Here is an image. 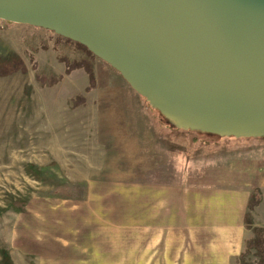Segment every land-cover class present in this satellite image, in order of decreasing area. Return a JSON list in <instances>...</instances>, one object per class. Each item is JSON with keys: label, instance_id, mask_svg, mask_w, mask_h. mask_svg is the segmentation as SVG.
<instances>
[{"label": "rangeland", "instance_id": "374dc122", "mask_svg": "<svg viewBox=\"0 0 264 264\" xmlns=\"http://www.w3.org/2000/svg\"><path fill=\"white\" fill-rule=\"evenodd\" d=\"M13 59L0 74V264H173L150 202L138 210L160 186L248 190L231 264L261 260L249 242L264 228V136L182 128L78 42L0 19V61Z\"/></svg>", "mask_w": 264, "mask_h": 264}, {"label": "water", "instance_id": "95a60500", "mask_svg": "<svg viewBox=\"0 0 264 264\" xmlns=\"http://www.w3.org/2000/svg\"><path fill=\"white\" fill-rule=\"evenodd\" d=\"M0 19L82 44L182 128L264 136V0H0Z\"/></svg>", "mask_w": 264, "mask_h": 264}, {"label": "crops", "instance_id": "0c3cea01", "mask_svg": "<svg viewBox=\"0 0 264 264\" xmlns=\"http://www.w3.org/2000/svg\"><path fill=\"white\" fill-rule=\"evenodd\" d=\"M144 195L138 210L150 202L169 263L231 264L244 252L248 190L160 186Z\"/></svg>", "mask_w": 264, "mask_h": 264}, {"label": "trees", "instance_id": "16d2710c", "mask_svg": "<svg viewBox=\"0 0 264 264\" xmlns=\"http://www.w3.org/2000/svg\"><path fill=\"white\" fill-rule=\"evenodd\" d=\"M52 33H54V32H52ZM79 45H80V43H79ZM83 47L86 48L85 46H83ZM90 53L94 56V54L92 52H90ZM65 61H66V66H67V71L68 72H70L73 69L78 68V67H84L88 72L91 73V68L89 66H86L83 62H69L67 59H65ZM19 67H20V63H19L18 59H13V60H11L9 62L8 61H0V74L1 75H6V74H8V72L14 71V70L18 69ZM148 105L151 106V107H154V106H152L150 104V102H148ZM167 118L172 120L169 117H167ZM213 133H215V132H213ZM257 232H258V236L261 237V238H254L253 241H250L249 242V244H250L249 247H251V248L255 247L256 249H258V251L260 252V255H261V260L258 261L257 264H264V228L257 229L256 233ZM256 237H257V234H256ZM260 239L262 241L259 242L260 245H258L257 243H258V241ZM241 263L244 264L242 262V260H241Z\"/></svg>", "mask_w": 264, "mask_h": 264}, {"label": "bare ground", "instance_id": "6f19581e", "mask_svg": "<svg viewBox=\"0 0 264 264\" xmlns=\"http://www.w3.org/2000/svg\"><path fill=\"white\" fill-rule=\"evenodd\" d=\"M30 20H36L35 18H30ZM97 50H99L101 53L105 54L98 46H95Z\"/></svg>", "mask_w": 264, "mask_h": 264}]
</instances>
